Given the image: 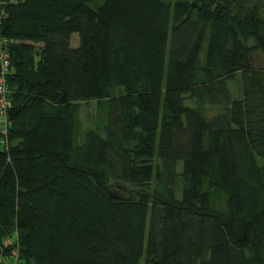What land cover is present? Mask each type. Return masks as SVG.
<instances>
[{
    "label": "trees",
    "instance_id": "16d2710c",
    "mask_svg": "<svg viewBox=\"0 0 264 264\" xmlns=\"http://www.w3.org/2000/svg\"><path fill=\"white\" fill-rule=\"evenodd\" d=\"M0 38V264H264V0H0Z\"/></svg>",
    "mask_w": 264,
    "mask_h": 264
},
{
    "label": "built area",
    "instance_id": "2783aa9c",
    "mask_svg": "<svg viewBox=\"0 0 264 264\" xmlns=\"http://www.w3.org/2000/svg\"><path fill=\"white\" fill-rule=\"evenodd\" d=\"M6 46V40L0 38V134L3 137L1 145L6 144L9 126L8 111L11 108L10 94L6 84V78L10 75V61Z\"/></svg>",
    "mask_w": 264,
    "mask_h": 264
},
{
    "label": "rangeland",
    "instance_id": "374dc122",
    "mask_svg": "<svg viewBox=\"0 0 264 264\" xmlns=\"http://www.w3.org/2000/svg\"><path fill=\"white\" fill-rule=\"evenodd\" d=\"M90 6L94 7V5L92 4H90ZM254 60H255L254 62L255 68H259V69L264 68V56H262L260 53H256L254 55ZM238 85H240L239 81L238 83L232 82L229 84V87L233 92H237V90L239 89ZM97 108H98V105L95 102H90L87 105L82 106L80 116H79V121H80V126H81L82 131L93 126L94 122L98 120V118H100L101 114L98 112ZM177 171L179 172L181 171V163L178 164ZM177 196L178 197L180 196L179 192L177 193Z\"/></svg>",
    "mask_w": 264,
    "mask_h": 264
}]
</instances>
